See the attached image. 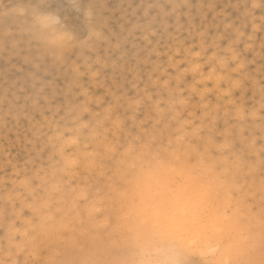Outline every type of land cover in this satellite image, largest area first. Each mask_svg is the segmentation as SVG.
I'll use <instances>...</instances> for the list:
<instances>
[{
    "label": "snow or ice",
    "instance_id": "obj_1",
    "mask_svg": "<svg viewBox=\"0 0 264 264\" xmlns=\"http://www.w3.org/2000/svg\"><path fill=\"white\" fill-rule=\"evenodd\" d=\"M102 7L0 0L7 63L34 86L44 72L71 76L65 117L35 126L47 160L26 162L0 194V264H264V39L258 70L248 52L264 33V14L258 26L254 18L264 0L232 6L244 12L222 20L228 46L209 62L213 87L191 93L182 73L134 95L110 84L105 70L130 54L132 32L153 36L168 17L125 25L117 38Z\"/></svg>",
    "mask_w": 264,
    "mask_h": 264
},
{
    "label": "rangeland",
    "instance_id": "obj_2",
    "mask_svg": "<svg viewBox=\"0 0 264 264\" xmlns=\"http://www.w3.org/2000/svg\"><path fill=\"white\" fill-rule=\"evenodd\" d=\"M95 2L103 5L100 10L110 21V31L117 38L127 35L122 32L125 25H143L158 14L161 18L167 14L166 30L158 31L153 36H148L143 28L134 30L128 41L130 54L117 68L109 67L105 70L107 81L124 88L130 95H134L138 90L135 85L143 89L150 82L158 79L163 82L181 73L182 87L188 93L193 90L204 92L211 89L213 84L208 80V73L211 71L209 62L214 55H223L224 49L228 46L227 42L218 38L219 33L224 31L222 20L225 16L231 17L233 21L240 20L244 12L242 8L232 7L236 4L242 5L235 0H95ZM259 2L260 0H256L257 4ZM172 4L184 7H160ZM247 4L250 5L251 1L249 0ZM149 5L157 7L149 8ZM190 8L193 11L192 15L189 14ZM262 14L264 13L259 8L255 9L254 18L257 26ZM212 28H218L219 32L209 33ZM243 30L252 35L251 25ZM202 32L207 33L206 38H202ZM262 39L264 33L257 29L253 40L248 42L249 59L256 60V70L260 67ZM103 55H108L107 49ZM196 64L200 65L199 72L192 71ZM22 74L9 65L4 54L0 52V194L3 193L5 185L9 189L13 186V180L16 179L14 169L21 172L26 162L31 166L32 162L36 161L40 166L39 160H47V157L42 155L43 142L37 146L34 140L38 133L30 117L40 113L42 120L45 118L48 121L62 120L66 113L59 111V105L67 104L66 97L69 96L71 88V76L66 70L42 73V83L38 86H34L32 80L26 78V74L23 75L25 80H22ZM51 81H55V85L46 87ZM94 87L97 89V96L102 97L106 89L96 85ZM53 98L55 104L51 102ZM71 98H75L74 92L71 93ZM198 100L199 96L196 95L192 103L195 105ZM251 102L259 107L258 97ZM22 103H24L22 109L27 108L30 115L27 119L21 116L16 123L14 116ZM1 147L5 150L3 153Z\"/></svg>",
    "mask_w": 264,
    "mask_h": 264
},
{
    "label": "bare ground",
    "instance_id": "obj_3",
    "mask_svg": "<svg viewBox=\"0 0 264 264\" xmlns=\"http://www.w3.org/2000/svg\"><path fill=\"white\" fill-rule=\"evenodd\" d=\"M235 1H238L239 4H242L243 5V4H247V2L249 0H240V1L239 0H235ZM250 1H251V4L252 3H256V0H250ZM172 5H175V4H172ZM236 5H238V4H236ZM192 13H193V11H191V8H190L189 9V14L192 15ZM213 31H214V33H218L219 32V29L218 28H212V29L209 30V33L213 32ZM23 75H24V73L21 75V78H22V80H25V77ZM115 75L117 76L118 74L116 73ZM22 90H24V88H22ZM31 92H34V90H31ZM22 106H24V103H22L21 106H18V110H17L18 113L19 112H22V110H23L22 109ZM55 117H57V116H55ZM14 118L16 120V123L20 120V117L18 118L17 114H15ZM30 119H31L30 121L33 122L34 127H35L42 120V115L40 113H36L32 117H30ZM4 151H5L4 148L1 147V152L3 153ZM29 168H31V166H29ZM14 172H15L14 177L16 179L13 180V183L15 182L16 184H19V181L23 179V176L22 175H19V173H20L19 170H15L14 169ZM252 180H253V182L255 183V185H256V187L258 189L259 188V185H260V180H261L260 176L257 174L256 176H254L252 178ZM2 238H3V229L1 228L0 229V239H2Z\"/></svg>",
    "mask_w": 264,
    "mask_h": 264
}]
</instances>
